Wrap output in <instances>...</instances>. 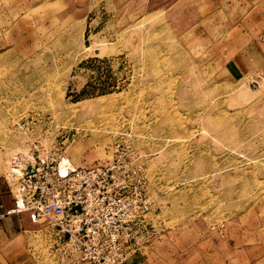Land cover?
<instances>
[{
	"label": "rangeland",
	"instance_id": "1",
	"mask_svg": "<svg viewBox=\"0 0 264 264\" xmlns=\"http://www.w3.org/2000/svg\"><path fill=\"white\" fill-rule=\"evenodd\" d=\"M263 29L264 0H0V176L117 145L149 199L142 264H264ZM23 216L29 264H74Z\"/></svg>",
	"mask_w": 264,
	"mask_h": 264
},
{
	"label": "built area",
	"instance_id": "2",
	"mask_svg": "<svg viewBox=\"0 0 264 264\" xmlns=\"http://www.w3.org/2000/svg\"><path fill=\"white\" fill-rule=\"evenodd\" d=\"M9 158L3 176L15 201L53 251L74 264H121L152 237L148 197L137 169L128 167L114 147L111 159L74 166L63 155H37L17 171Z\"/></svg>",
	"mask_w": 264,
	"mask_h": 264
},
{
	"label": "crops",
	"instance_id": "3",
	"mask_svg": "<svg viewBox=\"0 0 264 264\" xmlns=\"http://www.w3.org/2000/svg\"><path fill=\"white\" fill-rule=\"evenodd\" d=\"M244 58L251 69L264 70V29L249 41ZM25 213L15 210L14 198L7 190L4 177L0 176V264H29L24 237L26 232L30 236L31 228L27 230L29 223L24 219ZM30 224L34 225L31 221ZM145 257L144 251H139L121 264H142Z\"/></svg>",
	"mask_w": 264,
	"mask_h": 264
},
{
	"label": "bare ground",
	"instance_id": "4",
	"mask_svg": "<svg viewBox=\"0 0 264 264\" xmlns=\"http://www.w3.org/2000/svg\"><path fill=\"white\" fill-rule=\"evenodd\" d=\"M17 171H18V169H17Z\"/></svg>",
	"mask_w": 264,
	"mask_h": 264
}]
</instances>
